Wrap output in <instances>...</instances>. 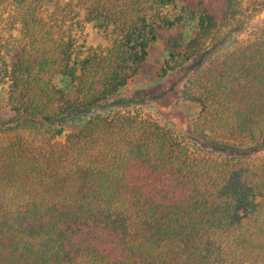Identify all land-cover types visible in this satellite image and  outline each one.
Instances as JSON below:
<instances>
[{"label": "trees", "instance_id": "trees-1", "mask_svg": "<svg viewBox=\"0 0 264 264\" xmlns=\"http://www.w3.org/2000/svg\"><path fill=\"white\" fill-rule=\"evenodd\" d=\"M68 1L0 0V264H264V27L226 49L264 0ZM72 5L108 48L76 54ZM162 30L200 151L125 94Z\"/></svg>", "mask_w": 264, "mask_h": 264}, {"label": "rangeland", "instance_id": "rangeland-1", "mask_svg": "<svg viewBox=\"0 0 264 264\" xmlns=\"http://www.w3.org/2000/svg\"><path fill=\"white\" fill-rule=\"evenodd\" d=\"M62 3H69L62 0ZM49 13L53 11V4L48 7ZM63 28L76 40V54L81 58L100 52L108 48L112 43V38L102 34L93 23L86 22L84 11L75 5L72 10L57 15ZM264 27V12L259 15L250 25L245 34L232 42L227 50H232L239 44H246L255 40ZM178 34V31L162 30L159 33L158 41L153 44L148 53V57L143 64L138 77L130 83L125 94L130 95L135 91L147 89L155 96L153 101H149L150 112L160 124L172 129L177 135L185 136L189 139V118L195 112V107L187 106L179 100V91L185 79V71L181 73L163 74L164 63L168 56V47ZM7 85L0 86V119L12 117L6 103ZM67 131L76 129L73 125L67 126ZM65 136L58 140L63 141ZM190 140V139H189ZM191 141V140H190ZM195 144V142L191 141ZM190 144L193 147V144ZM200 143V142H199ZM196 145V144H195ZM198 145V144H197ZM193 147L200 151V146ZM217 149V147H213Z\"/></svg>", "mask_w": 264, "mask_h": 264}]
</instances>
